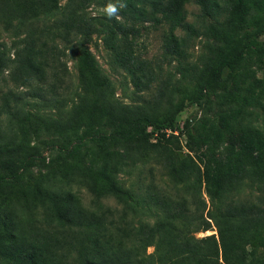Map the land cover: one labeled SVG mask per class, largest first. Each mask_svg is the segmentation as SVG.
<instances>
[{
    "label": "trees",
    "instance_id": "obj_1",
    "mask_svg": "<svg viewBox=\"0 0 264 264\" xmlns=\"http://www.w3.org/2000/svg\"><path fill=\"white\" fill-rule=\"evenodd\" d=\"M21 1L28 3L25 5L30 9H35V5L39 3L48 2ZM90 1H98L104 9L109 3L124 5L119 8L116 16L109 19L108 44L115 51L116 60L130 68L133 84L139 91L149 90L157 83L158 72L151 62L133 53L132 41L142 32V27L138 25H162L164 21L168 22V32L163 36L161 47L163 60L185 58L190 39L199 33L209 34L213 38V54L209 58L207 69L199 76L197 97L191 103L199 104L206 98L210 101L211 97L218 101L216 109L210 108V117L194 122L186 121L181 126L178 124L177 115L188 104H178L167 120H156L146 115L141 108H123L117 111L110 108L107 111L112 124L108 127V132L105 131V126L99 125L95 110H90L85 115L81 111H74L65 121L58 120L49 124L53 135L67 132L74 135L68 145L61 147L64 155L74 162L70 169L79 181L87 183L89 190L95 195H109L123 202L128 195L117 186L109 160L97 168L87 164V154H82V149L86 147L85 142L134 143L140 148H156L157 145L149 141L151 134L162 139L185 136V146L190 154L185 158L172 152L167 154L166 166L170 179L174 185L184 183L190 178L195 179L193 187L197 191L201 188L208 199L217 204V211L223 204L225 206L218 214L207 212L205 215L203 213L206 203L198 198L196 209L191 214L186 204H182L181 208L170 210L167 219L135 229L122 225L127 217L126 209L116 220L106 223L103 220L105 213L82 212L76 197L69 196L60 200L39 191L38 196L34 194L24 204L25 210L32 208L45 211L56 220L63 217V223L56 228L58 238L55 243H51L49 235L54 230L48 216V228L41 232L33 229V236H25V232L16 230L18 228L12 224V228H15L11 229L12 236H17L22 241L23 251L17 253L30 250L43 253L42 250L55 249L60 253V262L63 264H135L136 257L124 249L125 244L130 243L131 246L139 244L144 250L154 247L160 264H187L189 260L195 264H264V260L257 256L258 253L264 254V131L253 128L245 120L249 107L257 105L255 91L263 81L255 79L252 72L249 76H239V69L249 53H254L257 61L264 58V40H260L264 34V24L257 26L247 19L250 11L264 12V0H193L200 11L201 22L197 27L185 20L184 5L189 0H81L80 6L84 7ZM207 17H224L229 27L219 29L215 25L207 26L204 24ZM81 23L84 21L66 19L62 25L65 34H73L74 37L91 35L93 30L90 25L84 23V31ZM235 26L240 30L249 28L251 31L241 35L237 50L229 54L227 49L231 46L234 35H230V30ZM6 29L9 30L10 26ZM177 29L183 32L182 37L175 34ZM218 41H223L224 47H216ZM83 42L79 57L80 73L86 77L89 90L100 92L106 83L101 80L95 61L86 46L88 39L85 38ZM47 55L46 49H37L29 44L16 54L15 62L27 82L33 79L43 82L48 68ZM10 61V58L4 60L0 53V76L8 68ZM52 72L56 77V70ZM230 76L232 79L228 90L216 94V87ZM158 85L157 92L161 98L165 94L167 83L161 82ZM18 102L19 99L11 91L1 94L0 116L12 117L21 135L28 128L37 136L43 134L46 126L33 122L18 107ZM210 103L212 105L214 102ZM258 105L262 110L264 126V102H259ZM175 132L177 135L174 136ZM116 155L119 158L125 157L124 153ZM34 159L33 156L24 159L22 172L19 174L9 177L0 175V184L11 188L18 187L23 173ZM114 163L120 164V160H114ZM245 181L254 185L258 192L253 200L227 202L236 187ZM200 206L202 211H199ZM182 223L185 224V230L177 229L176 226ZM213 226L216 235L198 240L187 236L190 233L206 232ZM36 237L42 239H39V244L33 240ZM163 249L164 254L161 253ZM41 257L46 258L45 255ZM166 258L169 260H165Z\"/></svg>",
    "mask_w": 264,
    "mask_h": 264
},
{
    "label": "rangeland",
    "instance_id": "obj_2",
    "mask_svg": "<svg viewBox=\"0 0 264 264\" xmlns=\"http://www.w3.org/2000/svg\"><path fill=\"white\" fill-rule=\"evenodd\" d=\"M25 4L28 3L21 0H0V53L4 60L8 58L11 60L8 68L0 76V96L11 91L16 99H19L18 107L28 114L33 122L43 123L46 129L40 136L32 133L31 128L21 135L12 117L0 116V175L9 177L19 174L22 172L23 160L29 156L35 158L23 173L18 187L11 188L0 184V264H63L60 262V253L55 249L42 250L43 253L31 250L17 253L23 251L22 241L17 236H12L11 229H15L12 228V224L18 228L16 230L25 232V236H33V229L41 232L48 228L46 227L48 216L54 230L49 235L51 243L53 244V241L55 243L58 238L56 228L63 223V217L56 220L45 211L32 208L25 210L24 204L34 194L38 196L39 191L43 195L49 193L60 200L69 196L76 197L82 212L105 213L103 220L106 223L116 220L126 209L127 217L125 224H122L126 228L138 229L165 220L170 210L179 209L182 204H186L191 214L196 209L198 198L206 203L203 214L222 212L225 205L223 204L217 211V204H213L201 188L197 191L193 187L195 179L190 178L184 183L174 185L168 175L166 157L169 152L181 158L190 154L185 146V136L162 139L156 134H151L149 141L156 144V148H140L134 143L85 142L86 147L82 149V154H87V164L97 168L109 160L117 186L128 195L121 202L109 195L97 196L89 190L85 181V183L79 181L70 169L74 162L61 150V147L72 141L74 135L71 132L53 135V130L49 127L54 121H65L74 111H81L82 115H85L90 110H95L99 125L105 126V131L108 132V127L112 124L107 111L110 108L114 111L141 108L146 115L156 120H167L180 103L188 104L177 115L180 126L186 121L194 122L203 117H210L212 113L210 108H217L216 98H210V101L214 102L212 105L208 98L199 104L191 103V100L197 97L200 74L210 64L213 38L209 34L199 33L188 42L185 58L163 60L161 47L163 36L168 32V22L164 21L162 25L152 23L138 25L142 27V32L132 41L133 53L151 62L158 72L157 83L149 90L139 91L133 84L130 68L116 60L115 51L108 44L110 21L98 1L87 2L84 7L80 6L81 0H48L46 3L35 5V9H30ZM199 14L200 11L193 0L184 5L187 23L199 26L201 22ZM68 18L74 22L83 20L86 25H90L92 34L86 37L65 34L62 25ZM247 19L257 26L264 24V12L250 11ZM84 23H81V29L85 31ZM204 24L215 25L219 29L229 27L224 17L216 19L207 17ZM8 26L9 30L6 29ZM249 31L251 29L240 30L236 26L230 30V35H234L231 39L233 42L227 49L229 54L237 50L241 35ZM175 34L178 37L183 36L180 29H177ZM85 38L88 39L86 46L95 61L98 74L106 83L100 92L89 90L86 77L80 73L79 57ZM260 40H264V34ZM27 44L37 49H46L48 52V68L43 82L36 79L27 82L15 62L16 54ZM224 45L223 41L216 43V47ZM52 71L57 74L56 77ZM251 72L254 73L255 79L263 83L255 91L257 105L249 107L245 120L253 128L264 131L262 110L258 105L259 102H264V58L257 61L254 53L247 55L239 69V76H249ZM231 79L230 76L220 83L215 93H225L231 85ZM161 82H166L167 87L164 90L165 94L160 98L157 90ZM250 82L251 80L248 84ZM117 153H124L125 157L119 158ZM114 160L117 162L120 160V164H115ZM257 194L255 186L245 181L236 187L227 202L253 200ZM202 210L200 206L199 211ZM184 226L182 223L176 227L185 230ZM216 234L213 226L206 232L190 233L187 236L198 240ZM39 239L33 238L36 244L40 243ZM124 249L136 257L135 264H160L154 247H147L144 250L139 244L131 246L130 243H126ZM161 253L164 254V249ZM44 255L46 258L41 257ZM50 256L53 259H50ZM257 256L264 260L263 253H258ZM187 264L195 263L189 260Z\"/></svg>",
    "mask_w": 264,
    "mask_h": 264
},
{
    "label": "clouds",
    "instance_id": "obj_3",
    "mask_svg": "<svg viewBox=\"0 0 264 264\" xmlns=\"http://www.w3.org/2000/svg\"><path fill=\"white\" fill-rule=\"evenodd\" d=\"M124 7V5H117L116 3H109L105 8V15L111 19L118 14L119 8Z\"/></svg>",
    "mask_w": 264,
    "mask_h": 264
},
{
    "label": "built area",
    "instance_id": "obj_4",
    "mask_svg": "<svg viewBox=\"0 0 264 264\" xmlns=\"http://www.w3.org/2000/svg\"><path fill=\"white\" fill-rule=\"evenodd\" d=\"M168 134L170 133V131H166ZM174 135H177V133L175 132Z\"/></svg>",
    "mask_w": 264,
    "mask_h": 264
}]
</instances>
